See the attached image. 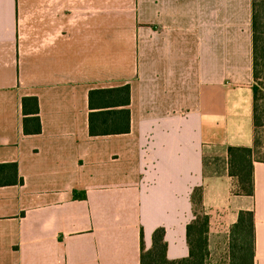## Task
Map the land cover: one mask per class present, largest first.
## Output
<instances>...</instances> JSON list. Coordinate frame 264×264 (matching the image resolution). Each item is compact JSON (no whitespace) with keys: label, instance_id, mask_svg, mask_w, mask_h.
<instances>
[{"label":"crops","instance_id":"crops-1","mask_svg":"<svg viewBox=\"0 0 264 264\" xmlns=\"http://www.w3.org/2000/svg\"><path fill=\"white\" fill-rule=\"evenodd\" d=\"M130 86L127 134L91 137L88 93ZM251 0H0V264H140L164 230L189 255L202 188L208 264L240 211L264 264V164L235 196L229 147L252 144ZM38 103L25 135L21 100Z\"/></svg>","mask_w":264,"mask_h":264},{"label":"trees","instance_id":"trees-1","mask_svg":"<svg viewBox=\"0 0 264 264\" xmlns=\"http://www.w3.org/2000/svg\"><path fill=\"white\" fill-rule=\"evenodd\" d=\"M252 45V144L250 147H229L228 174L234 180L235 196L252 197L254 194V163L264 164V0H251ZM130 86L93 89L88 93V131L91 137L122 135L130 130ZM23 133H40L38 103L33 97L21 100ZM15 164L0 165V186L17 185ZM202 188L190 194L192 221L186 226L189 255L170 261L166 257L164 230L152 234V245L144 250L140 242V264H208L207 236L209 217L202 206ZM254 214L240 211L231 227L228 240V260L224 264H254Z\"/></svg>","mask_w":264,"mask_h":264}]
</instances>
